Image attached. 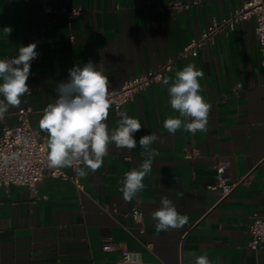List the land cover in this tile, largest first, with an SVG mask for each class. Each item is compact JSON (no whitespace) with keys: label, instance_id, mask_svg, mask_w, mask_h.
Listing matches in <instances>:
<instances>
[{"label":"crops","instance_id":"crops-1","mask_svg":"<svg viewBox=\"0 0 264 264\" xmlns=\"http://www.w3.org/2000/svg\"><path fill=\"white\" fill-rule=\"evenodd\" d=\"M174 1L191 6L173 9L169 4ZM241 1L51 0L55 6L82 9L68 24L65 14H46L35 1L0 0V59L18 55L30 43L42 50L30 69V93L21 97L18 108L9 109L4 123L15 125L17 111L29 107L31 125L48 137L39 121L57 98V85L69 79V69L91 60L118 88L180 53L213 18L230 16ZM70 33L75 34L73 43ZM190 63L204 72L199 83L210 105L206 130L167 133L164 120L179 114L171 108L163 80L119 110L111 106L109 131L118 126L120 112L140 121L137 146L128 151L110 144L95 172L82 163L89 173L83 191L57 178H45L36 195L24 186L1 187L0 264H118L121 248L141 254L134 264H195L201 255L211 264H264V243L258 251L248 245L251 213L264 211V64L254 21L224 31L196 56L176 58L165 77L172 83L175 73ZM238 83L242 88L236 90ZM151 132L160 136L152 145L159 154L143 180L144 189L124 201L120 188L125 173L141 170L139 139ZM220 159L230 161L233 181L247 179L224 198L211 188ZM165 196L189 221L179 230L158 233L150 214ZM133 206L143 211L142 224L133 221ZM104 239L116 248L103 250Z\"/></svg>","mask_w":264,"mask_h":264},{"label":"clouds","instance_id":"clouds-1","mask_svg":"<svg viewBox=\"0 0 264 264\" xmlns=\"http://www.w3.org/2000/svg\"><path fill=\"white\" fill-rule=\"evenodd\" d=\"M10 27L4 32L10 34ZM36 43L22 46L18 55L10 60L0 59V118L11 107L18 108L21 97L30 92L27 80L30 75L31 61L38 53ZM203 70L195 64H188L171 77H165L163 84L168 86L171 108L178 112V117L164 120L163 127L167 133L174 135L178 130L195 134L205 131L209 121L210 105L200 94L199 80L203 78ZM114 101L110 100L109 80L103 71L90 60L83 67L74 66L69 69V79L57 85V98L43 110L39 128L48 134L47 162L50 168H70L83 163L91 172L100 169L104 158L108 155L109 145L117 149L131 151L137 146L134 134L142 128L137 118L120 112L118 126L109 131L106 123L109 109ZM160 136L156 132L144 135L139 139L144 157L141 170L133 169L125 173L120 192L124 201H131L140 193L145 185L143 180L151 172L153 161L158 152L152 147L158 143ZM79 176L89 173L83 168L76 169ZM160 207L151 212L156 221V232L179 230L189 221L187 215H181L168 197L161 198ZM195 264H211L206 255L196 258Z\"/></svg>","mask_w":264,"mask_h":264},{"label":"built area","instance_id":"built-area-1","mask_svg":"<svg viewBox=\"0 0 264 264\" xmlns=\"http://www.w3.org/2000/svg\"><path fill=\"white\" fill-rule=\"evenodd\" d=\"M39 4L42 12L50 15L65 14L68 24L78 15L82 9H68L65 5L55 6L51 0H28ZM173 9H189L191 4L181 1H174L169 4ZM246 20H253L255 23V37L259 43L262 63L264 64V0H242L228 17L221 19L213 18L197 38L190 40L176 55L159 66L144 70L132 75L125 80L118 88L109 85L110 100L114 101L112 106L119 110L134 96L143 93L148 87L164 79L171 71L172 64L176 58L196 56L200 49L207 43L214 42L224 31L234 29L237 24ZM70 43L75 41V34L70 33ZM35 51L37 57L31 61V66L38 63L42 56V50L37 45ZM17 55H3L1 59L10 60ZM242 88V84L236 85V90ZM30 93V92H29ZM264 102V95L262 98ZM29 107H21L17 111L18 122L13 125L4 123V117L0 118L2 123L0 131V188L10 185L27 187L34 195L37 194L38 185L45 178H57L71 182L78 191L84 190L83 177L79 176L76 169L81 168L82 163L70 167L69 171L64 168H50L47 162V135L36 130L30 122ZM186 156H190L189 153ZM230 161L220 159L214 167L215 183L211 186L221 198L227 197L240 183H246L247 179L233 181L229 173ZM43 198H47L44 196ZM109 212V207H104ZM130 215L134 222L142 224L144 220L143 211L133 206ZM144 229H141L143 231ZM250 241L249 247L258 251L264 243V211L251 213L249 224ZM105 251L114 250L115 243L110 239H104L101 245ZM141 261L139 252L121 248V258L118 264H134Z\"/></svg>","mask_w":264,"mask_h":264}]
</instances>
